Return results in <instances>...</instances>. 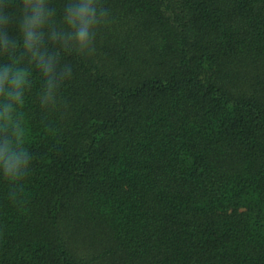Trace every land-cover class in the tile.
<instances>
[{
    "label": "trees",
    "instance_id": "trees-1",
    "mask_svg": "<svg viewBox=\"0 0 264 264\" xmlns=\"http://www.w3.org/2000/svg\"><path fill=\"white\" fill-rule=\"evenodd\" d=\"M0 79V264H264V0H0Z\"/></svg>",
    "mask_w": 264,
    "mask_h": 264
},
{
    "label": "clouds",
    "instance_id": "clouds-1",
    "mask_svg": "<svg viewBox=\"0 0 264 264\" xmlns=\"http://www.w3.org/2000/svg\"><path fill=\"white\" fill-rule=\"evenodd\" d=\"M91 13L92 9L88 5H82L76 10H73L72 13L68 17V22L70 25L79 22L80 27L78 32L76 33L77 42L81 45L86 44L88 40V25L91 22ZM40 7L37 5L34 14L31 18L25 19L24 21V31L28 41H31L33 36L36 35L34 29L40 25ZM45 71H50V69H45ZM23 77L20 75H16L12 80L11 84L15 91L9 92L8 96L10 99H13L17 102H21V95L19 89L22 84ZM0 92H3V79H0ZM11 111V105H9L5 109V113L0 114L4 117H7L8 113ZM6 151L10 150L6 147ZM3 153H0V160H3ZM5 168L7 171H14L20 164V158L15 153H12L5 161Z\"/></svg>",
    "mask_w": 264,
    "mask_h": 264
}]
</instances>
